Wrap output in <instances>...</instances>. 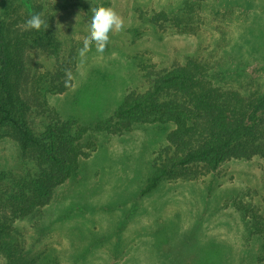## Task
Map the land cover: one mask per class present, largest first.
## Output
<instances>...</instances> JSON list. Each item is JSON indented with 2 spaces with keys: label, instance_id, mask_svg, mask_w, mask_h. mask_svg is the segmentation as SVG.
Segmentation results:
<instances>
[{
  "label": "rangeland",
  "instance_id": "obj_1",
  "mask_svg": "<svg viewBox=\"0 0 264 264\" xmlns=\"http://www.w3.org/2000/svg\"><path fill=\"white\" fill-rule=\"evenodd\" d=\"M4 1L11 8L7 34L21 42L18 89L29 128L38 138L71 122L72 135L85 130L86 156L79 158L74 177L54 188L35 217L14 220L6 207L11 188L17 179L36 176L40 153H22L14 139L0 133V221L19 231L39 264H156L149 246L156 244L157 232L158 241L168 240L177 229L196 225L199 264H256L255 241L231 202L240 198L264 212L261 158L230 160L193 181L163 182L141 196L173 126L133 124L120 133L94 126L111 119L127 97L151 91L157 74L189 57L205 65L202 80L219 94H264V0H190L191 10L182 18L187 8L177 11L180 0H98L124 27L109 32L103 53L93 44L83 55L93 14L80 0H32L43 16H51L54 52L26 40L29 7ZM163 8L178 16L154 25L144 20Z\"/></svg>",
  "mask_w": 264,
  "mask_h": 264
},
{
  "label": "trees",
  "instance_id": "obj_2",
  "mask_svg": "<svg viewBox=\"0 0 264 264\" xmlns=\"http://www.w3.org/2000/svg\"><path fill=\"white\" fill-rule=\"evenodd\" d=\"M18 1L32 11L28 18L33 13L42 15V9L32 0ZM80 1L89 14L100 7L98 0ZM179 4L177 11L187 8L179 16L182 18L191 10L190 0H180ZM10 9V5L1 0L0 133L5 132L14 139L22 153L31 149L40 153L36 176L30 180L17 179L11 188L13 194L7 199L6 207L7 214L14 220L39 214L49 204L54 188L74 177L79 158L86 154L81 142L85 130L74 135L70 133L75 123H66L57 133L47 130L38 138L25 121L18 89L21 42L17 39L13 42L5 25ZM177 11L168 12L163 8L144 20L154 25L170 14L178 16ZM42 17L48 21V28L27 30L25 38L31 47L54 52L57 43L51 29V16ZM204 66L189 57L184 65L157 74L151 91L127 97L111 119L97 121L94 126L95 131L105 129L112 133L128 130L133 124L173 126L166 135L167 146L152 163L153 172L141 196L152 193L163 182L193 181L230 160L259 157L264 161V94L243 98L235 92L219 94L210 83L202 80ZM163 95L169 99L161 100ZM231 204L241 213L246 233L255 241L254 263L264 264V212L257 206H246L240 198H234ZM199 228L196 225L182 233L177 229L171 238L160 241L157 232L156 244L149 246L156 264H199L196 254ZM0 257L5 264H39L40 260L26 247L19 231L11 223L1 221ZM47 264L59 263L50 261Z\"/></svg>",
  "mask_w": 264,
  "mask_h": 264
},
{
  "label": "clouds",
  "instance_id": "obj_3",
  "mask_svg": "<svg viewBox=\"0 0 264 264\" xmlns=\"http://www.w3.org/2000/svg\"><path fill=\"white\" fill-rule=\"evenodd\" d=\"M93 16L90 21L89 34L83 39V48L80 50L81 55L90 50L95 44L97 52L103 53L109 41V32L119 33L123 30V19L112 9L100 6L92 10ZM26 30L39 31L42 28H48L46 21L41 14L33 13L24 24Z\"/></svg>",
  "mask_w": 264,
  "mask_h": 264
}]
</instances>
